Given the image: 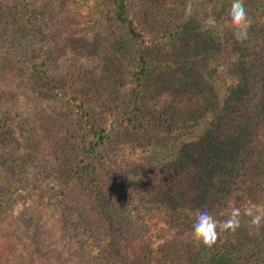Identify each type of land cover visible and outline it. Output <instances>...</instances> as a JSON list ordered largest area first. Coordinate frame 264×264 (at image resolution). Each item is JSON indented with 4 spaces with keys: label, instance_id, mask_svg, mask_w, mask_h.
Masks as SVG:
<instances>
[{
    "label": "rangeland",
    "instance_id": "obj_1",
    "mask_svg": "<svg viewBox=\"0 0 264 264\" xmlns=\"http://www.w3.org/2000/svg\"><path fill=\"white\" fill-rule=\"evenodd\" d=\"M34 1V14L50 35L43 55L17 1L0 0V264H139L150 237L144 226L156 212L145 178L160 173L157 163L168 159L165 145L176 143L161 122L168 113H210L216 100L225 106L246 66L242 59L235 62L234 53L260 57L264 41L230 48L234 29L226 21L205 25L209 9L214 16L224 9L220 0H192L191 17L185 15L188 0H126L148 58L140 88L143 118L132 131L118 123L129 109L136 44L113 21L112 1ZM221 29L229 35L222 45L228 46L215 54ZM31 61L49 74L57 97ZM75 103L111 133L95 155V171L80 180L73 179V169L87 135ZM252 135L249 166L264 149V116ZM248 193L245 187L235 196V206ZM90 209L93 217L86 215ZM136 228L146 230L141 239L132 235ZM192 228L176 223L167 233L188 241Z\"/></svg>",
    "mask_w": 264,
    "mask_h": 264
},
{
    "label": "trees",
    "instance_id": "obj_2",
    "mask_svg": "<svg viewBox=\"0 0 264 264\" xmlns=\"http://www.w3.org/2000/svg\"><path fill=\"white\" fill-rule=\"evenodd\" d=\"M16 1L17 12L34 36L43 55L50 35L39 15L34 14L37 3L34 0ZM111 1L113 21L126 35L132 37L136 44L135 69L131 78L133 86L128 96L129 109L118 125L123 129L136 131L140 129L143 118L139 100L143 76L147 71V41L130 18L126 0ZM220 1L225 5L224 9H217L216 26L224 21L227 22L226 25L229 24L228 19L222 16L223 10H226L227 4H231L232 0ZM244 4L250 18L248 36L243 41L231 37L230 48L232 45L254 41L256 38H262L264 41V0H244ZM187 28L188 26H184V32ZM256 30L258 34L255 33ZM229 31L227 27V32ZM227 32L223 29L218 32L215 54L218 53L216 48L221 47L223 40L227 43ZM222 46L226 47L228 44ZM253 48L254 46H249V49ZM234 54L235 62L239 63L242 59L241 62L246 66H243L242 78L236 79L235 85L231 86L229 95L224 100L225 106H221L220 101L216 100L215 111L168 113V117L161 122L162 125L166 124L163 129L168 136L174 137L176 143L165 145L168 159L157 163L160 173L145 178L148 182L145 189L151 196L150 205L155 206L156 212L150 214V208L147 210L150 218L144 227L147 224L145 231L150 237L144 253L138 257L139 264H264V224L257 231L249 226L250 218L247 216H241V226L235 232L221 231L212 247L204 246L193 239L187 241L177 236L172 237L167 233L176 223L192 226L199 211L207 210L218 221L225 220L226 211L235 206V196L242 194L245 187L249 188L248 196L243 203L235 207L241 208L242 211L249 206L264 210V149L258 154L257 163L254 166L248 165V158L254 153L252 130L257 128L260 117L264 116V53L256 58L249 54ZM254 54L252 52V55ZM31 67L42 79L46 90L57 97V87L49 74L38 66L37 62L31 61ZM200 93H204V96L200 97L207 102L205 90L200 89ZM65 102L74 101L71 99ZM75 106L87 135L79 155V165L73 169V179L80 180L95 171V155L109 140L111 133L109 129L97 126L87 118L83 112V104L75 103ZM227 110L229 113H226ZM250 178L252 181L249 184ZM143 199L147 200V196ZM224 212L226 213L223 216ZM86 215L93 217V209ZM98 217L102 220L100 215ZM101 222L103 223V220ZM160 224L166 225L167 229ZM143 228H136L132 235L141 239L145 232L140 233ZM109 263L113 264L110 261Z\"/></svg>",
    "mask_w": 264,
    "mask_h": 264
},
{
    "label": "clouds",
    "instance_id": "obj_3",
    "mask_svg": "<svg viewBox=\"0 0 264 264\" xmlns=\"http://www.w3.org/2000/svg\"><path fill=\"white\" fill-rule=\"evenodd\" d=\"M193 13L192 0H188L185 5V15L191 17ZM227 19L234 29L233 36L235 39L238 41L246 40L250 18L244 0H232ZM203 23L209 28L216 26L215 16L211 14V9H209V14L203 18ZM242 215L250 218L248 221L249 226L257 231L264 224V210H256L253 206L246 207L243 211L241 208L233 206L228 212L227 218L223 221H218L207 210L199 211L195 216L192 228L193 240L202 243L204 246L212 247L217 242L221 231L235 232L241 226Z\"/></svg>",
    "mask_w": 264,
    "mask_h": 264
}]
</instances>
